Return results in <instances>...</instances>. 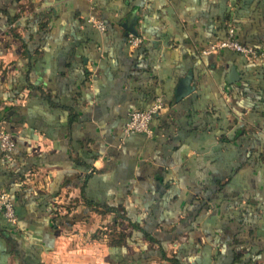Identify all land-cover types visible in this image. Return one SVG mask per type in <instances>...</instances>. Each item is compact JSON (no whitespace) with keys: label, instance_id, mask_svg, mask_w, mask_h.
<instances>
[{"label":"crops","instance_id":"obj_1","mask_svg":"<svg viewBox=\"0 0 264 264\" xmlns=\"http://www.w3.org/2000/svg\"><path fill=\"white\" fill-rule=\"evenodd\" d=\"M230 30L264 50V0H0L17 217L0 214V264H173L158 243L183 264H264V61L203 53ZM157 98L151 135H124ZM56 213L79 217L71 234ZM108 224L121 248L97 241Z\"/></svg>","mask_w":264,"mask_h":264},{"label":"built area","instance_id":"obj_2","mask_svg":"<svg viewBox=\"0 0 264 264\" xmlns=\"http://www.w3.org/2000/svg\"><path fill=\"white\" fill-rule=\"evenodd\" d=\"M88 22L93 23V25L100 31L105 30V26L93 19H89ZM232 31L228 37L224 40L218 41L211 44L206 50L203 51L204 54L216 51L218 49H229L238 54H240L245 59H252L256 56L255 51L247 46H244L231 38ZM140 40L137 37L129 36L128 43L131 46H136ZM166 106L160 98H157L153 104L146 110H135L132 111L124 125L123 133L124 135H131L136 133H142L146 136L151 135L150 123L154 115L161 113L165 110ZM14 150V141L9 132L0 129V152L2 158L5 160H10L12 157V152ZM0 213L9 225L17 224V217L14 210V206L11 201L10 194L7 191H0Z\"/></svg>","mask_w":264,"mask_h":264},{"label":"trees","instance_id":"obj_3","mask_svg":"<svg viewBox=\"0 0 264 264\" xmlns=\"http://www.w3.org/2000/svg\"><path fill=\"white\" fill-rule=\"evenodd\" d=\"M232 31V30H231ZM228 37V35L224 38V39H226ZM231 38L233 39V40H235V41H237L238 43H240V44H242V45H244V46H247V47H250V48H252L254 51H255V53H256V56L254 57V58H252V59H245V58H243L240 54H238V53H236L237 55H239L244 61H246V62H250V63H259V62H262V61H264V50H261V49H259L258 47H256V46H253V45H250V44H247V43H243V42H240V41H238L237 40V38L236 37H234L233 36V33H232V36H231ZM223 39V40H224ZM140 43V42H139ZM139 43L137 44V46L139 45ZM222 50H225V51H230L229 49H226V48H224V49H222ZM231 52V51H230ZM159 114V113H158ZM158 114H156V115H154V117L155 116H157ZM153 117V118H154ZM152 118V119H153ZM2 161V163L3 164H6L7 165V162L5 161V160H1ZM11 197V196H10ZM12 201V200H11ZM12 204H13V202H12ZM14 206V205H13ZM86 210H88V209H86ZM1 214V213H0ZM86 214H88V211H86ZM2 216V215H1ZM3 218V217H2ZM77 218H79V217H76V215H73L72 217H70V215H63V216H60V215H58L57 213L54 215V219H56V220H58V221H62L66 226H65V231H63L64 232V234H66V235H69V234H71L72 232H73V230L75 229V227H74V224H75V220L77 219ZM80 218H81V216H80ZM123 216L122 215H119V213H115L114 212V219H121V220H123ZM3 221H5L4 219H3ZM7 225H9L8 223H7ZM10 226V225H9ZM105 227H106V225H105ZM104 227V225L102 226H100V228H105ZM134 229H137V227H134ZM94 235L96 236L97 235V230H96V233H94ZM112 235L110 234V236L108 235V237H111ZM98 239H100V240H103L106 236H105V233H104V235H103V237H101L100 238V235L98 236H96ZM122 237H123V233H119V235H118V237H117V239L115 240V239H113L112 241V247L113 248H121L122 247V243H121V241H122ZM149 237V236H148ZM149 238H151V237H149ZM151 240H153V241H155V239L154 238H151ZM176 247L178 248V245H176ZM158 252H157V254H158V257H160L159 259H161V260H166V261H168V262H172L173 264H183L180 260H179V258L177 257V255L175 254H171V255H167V253H166V247L165 246H162L161 244L159 245V243H158ZM133 259H136V258H133ZM147 262V264L150 262V259H144V261H143V263L144 262ZM231 264H247L245 261H243V260H240V259H235V260H233L232 262H231Z\"/></svg>","mask_w":264,"mask_h":264},{"label":"rangeland","instance_id":"obj_4","mask_svg":"<svg viewBox=\"0 0 264 264\" xmlns=\"http://www.w3.org/2000/svg\"><path fill=\"white\" fill-rule=\"evenodd\" d=\"M86 228H89V226H86ZM97 235L99 236L100 235V238L103 237L104 233H105V242L107 240H110V239H113V237H118L119 235V232H122V233H126L128 232V228L127 227H119V228H112L109 224L105 227V228H100V227H97ZM96 230H94V233H96ZM110 234L112 235V237H109L107 240L106 238L108 237V235L110 236ZM96 235V236H97ZM97 241H100V239H98ZM104 241H101L99 244H97V246H99L102 250H104V247L103 245H101L102 243H105ZM138 243V242H137ZM139 244H141L143 247H148V244H145L142 242V240L139 242ZM70 245V244H69ZM99 249V248H97ZM101 250V251H102ZM99 261V260H98ZM100 264L103 263V261H99ZM69 264V263H68Z\"/></svg>","mask_w":264,"mask_h":264},{"label":"water","instance_id":"obj_5","mask_svg":"<svg viewBox=\"0 0 264 264\" xmlns=\"http://www.w3.org/2000/svg\"><path fill=\"white\" fill-rule=\"evenodd\" d=\"M128 26L129 25H126V29L130 31ZM234 78L235 79L237 78V80H238L237 73L234 71V68H231V72H230L229 76L227 77V81L231 82Z\"/></svg>","mask_w":264,"mask_h":264}]
</instances>
